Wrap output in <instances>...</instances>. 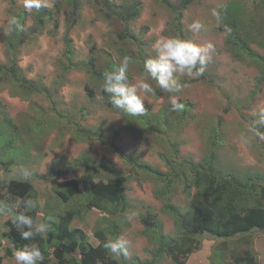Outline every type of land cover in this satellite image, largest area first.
I'll return each instance as SVG.
<instances>
[{
    "label": "rangeland",
    "instance_id": "obj_1",
    "mask_svg": "<svg viewBox=\"0 0 264 264\" xmlns=\"http://www.w3.org/2000/svg\"><path fill=\"white\" fill-rule=\"evenodd\" d=\"M112 1L119 5L125 0ZM137 1L141 14L125 24L116 16L107 18L97 0H81L80 18L68 30L70 7L65 2L58 13L53 0H44L40 9L25 8L24 0H0V66H10L16 56L19 76L40 87L38 93H25L10 73H0V181L4 175L30 180L36 190L35 207L50 219L63 215L69 207L80 209L81 217L71 228L84 231L95 247L100 244L101 231L109 241H126L127 255L110 252L120 264H175L172 254L161 250V243L183 237L166 205L178 210L183 222L191 225L195 189L183 162L193 166L203 163L214 149L224 174L243 181L251 178V183L264 186V16L261 0H196L182 12L180 31L185 41L201 47L212 45L204 71L207 80L174 73L183 85L182 91L174 94L182 109L172 110L171 93H138L145 101V112L130 116L105 103L103 83L88 69L91 58L106 69L119 66L128 56V83H137L144 78V62L157 57L155 42L162 37L177 38L169 27L175 16L165 0ZM167 1L178 6L182 0ZM45 8L52 9L54 17L40 28L38 13ZM13 17L19 28L10 29ZM194 21L204 26L199 32L189 28ZM66 39L77 65L67 73ZM148 82L160 89L156 81L148 78ZM87 86L94 89V96ZM80 130L101 135L105 143L97 137L91 140ZM115 131L119 132L116 139ZM215 139L216 146L211 148ZM110 143L119 150L113 151ZM102 158L111 161L115 173L129 179L127 210L117 216L86 212L80 196H74L69 204L61 203L57 189L62 183L71 178L81 181L91 170V160ZM128 159L162 173H169L168 164H175L182 179L175 180L170 192L162 195L168 189L166 183L135 170ZM58 171L63 175L55 180ZM111 177L104 169L94 175L95 181ZM8 207L17 209L18 203L0 183V256L11 247L4 236L9 230L6 222L12 217ZM148 214L155 215L158 226L146 233L142 218ZM113 219L118 225L116 239L109 234ZM198 239L200 248L187 256L185 264H237L235 256L249 248L259 264H264L262 230L227 241L211 234ZM5 262L18 264L14 254L5 257Z\"/></svg>",
    "mask_w": 264,
    "mask_h": 264
},
{
    "label": "trees",
    "instance_id": "obj_2",
    "mask_svg": "<svg viewBox=\"0 0 264 264\" xmlns=\"http://www.w3.org/2000/svg\"><path fill=\"white\" fill-rule=\"evenodd\" d=\"M97 1L107 18L116 16L125 24H130L135 21L142 11V7L137 0H125L119 5H114L112 0ZM195 1L196 0H182L178 6H173L167 0L164 1L167 9L175 16L174 21H172L169 27H172V30L179 39L185 40L180 31V17L182 12ZM63 2L70 7L68 30H71L80 18L81 0H53L56 12L60 13L61 4ZM261 7L264 16V0H261ZM53 12L52 9L45 8L38 13L40 28H43V26L53 19ZM164 32L167 33L166 30ZM121 38L124 39L125 36L122 35ZM23 41L24 39L22 38L20 42ZM66 47L67 60L64 67L65 73L71 72L77 66L72 59V46L69 39H66ZM142 50L143 48L140 47V52H142ZM247 54H249L251 59L254 58L251 52H247ZM131 58H135V56ZM89 64L90 67L88 70L90 74L96 76L103 84L104 73L106 71H115L119 67L117 65H109L106 69L100 68L95 64L94 58L90 59ZM197 67H200V65L198 64ZM2 72L10 73L11 77L16 79L19 83L20 89L23 90V92L35 94L40 91V87L19 76L16 56H14L10 66H0V73ZM200 78L202 81L207 80L204 73ZM153 89L155 93L159 94L161 92V89ZM86 90L91 96L95 95L94 89L87 86ZM102 95L105 99V103L112 107L103 89ZM80 132L88 136L91 140L98 138L101 142L105 143L101 135L97 137L95 133L82 130H80ZM118 134L119 132H114L115 139L118 137ZM109 146L113 151L119 150L116 148L115 143H110ZM212 146H216V139L213 140L211 148H213ZM218 162L219 157L217 151L211 149L203 163L195 164L194 166L189 161L182 163L183 166L187 165L186 168L192 175V188L195 189L190 204L192 216L190 219L191 225L189 224L187 226L183 222L178 210L172 206L166 205L165 208L167 212L172 215L175 222L178 224L179 229L183 233V237L176 242L161 243V250L172 254L175 264H185L187 256L200 248L201 242L198 236L211 234L215 237L226 239L227 241L245 234L251 237L254 230L264 231V186H257L251 183V178H247L243 181L228 172L224 174ZM128 163L131 164L135 170H140L156 178L159 182H165L168 189L166 193H161L165 196L170 192V187L175 183V180L182 179L181 177L183 176L182 172L174 168L175 164H168L171 171L169 173H162L147 165L134 162L131 159H128ZM90 168V172L83 175L82 182L75 178H71L62 183V186L57 189V198L60 202L69 204L74 196H80L82 198V208H84L86 212L97 210L101 211V213H108L113 216L124 213L128 208V199L126 195V186L129 182L128 177L115 173L111 161L105 158L95 161L91 160ZM101 169L110 172L112 177L107 181H95L94 175H98ZM55 175V180H60L63 172L58 171ZM4 176L5 178H3L0 183L2 187L6 189V192L17 201L18 208H6V210H11L12 217L6 222V226L9 230L4 236L8 238L11 247L5 248V255L0 256V264H7L4 263L5 257H13V252L15 250H21L25 245L31 243L38 244L44 256V260L38 262V264H92L95 261L100 264H120L119 260L110 254L108 249H105L104 245L109 241V236L103 231L98 235L99 239H101L100 244L95 247L89 244L87 235L84 231L71 228L72 223L77 218L81 217L80 209L69 207L63 215L54 216L52 219L48 216H42L40 207H34L30 211L25 212L23 203L20 202L34 200L36 190L33 183L30 180L16 178L14 176ZM82 189H84V193ZM20 213L30 216L36 226L40 223L47 224L49 226L47 233L37 236L34 241L23 240L12 223L14 215ZM154 219L155 215L153 214H148L146 217L142 218L146 233L157 228L158 224ZM111 222L110 233H108L116 239L119 235L118 225L115 223L116 221L114 219ZM244 242L248 243V240ZM1 243L0 249H2L3 246ZM250 243L251 242H249V244ZM235 259L237 260V264H259L256 254L250 248L246 249L242 253V256H235ZM54 260H56V262Z\"/></svg>",
    "mask_w": 264,
    "mask_h": 264
},
{
    "label": "clouds",
    "instance_id": "obj_3",
    "mask_svg": "<svg viewBox=\"0 0 264 264\" xmlns=\"http://www.w3.org/2000/svg\"><path fill=\"white\" fill-rule=\"evenodd\" d=\"M43 3L44 0H24V6L27 9H40ZM213 15L219 20L218 13L214 11ZM9 26L10 29L13 26L19 28L18 19L13 17L9 21ZM203 27L199 21H194L189 26L190 30L194 32H199ZM154 48L157 50V57L144 62L145 75L139 82L128 83L129 57H124L115 71L104 73L103 92L107 94L108 101L114 109L121 110L130 116L143 114L145 101L138 93L154 94L155 92L148 82V78L156 81L163 92L173 94L170 96L173 111L182 109L183 105L178 102V98L174 94L181 92L183 85L174 78V73L187 74L189 77L202 76L205 71L207 53L212 45L201 47L179 38L162 37L155 42ZM198 64L200 67H197ZM20 203H23L25 212L35 207L32 200ZM12 223L23 240L34 241L37 236L46 234L49 227L44 223L36 226L32 218L24 213L14 215ZM125 243L126 241L123 239H118L115 242L108 241L104 247L116 256H119L121 252L127 255ZM14 256L18 264H38L44 260L43 253L36 243L25 245L23 249L17 250Z\"/></svg>",
    "mask_w": 264,
    "mask_h": 264
},
{
    "label": "crops",
    "instance_id": "obj_4",
    "mask_svg": "<svg viewBox=\"0 0 264 264\" xmlns=\"http://www.w3.org/2000/svg\"><path fill=\"white\" fill-rule=\"evenodd\" d=\"M16 251L13 252V254L15 253ZM6 263V262H5ZM8 264V263H7Z\"/></svg>",
    "mask_w": 264,
    "mask_h": 264
}]
</instances>
